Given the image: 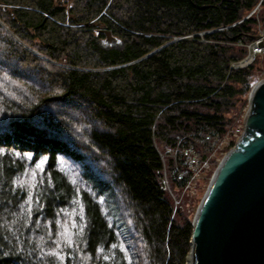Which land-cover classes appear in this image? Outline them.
I'll list each match as a JSON object with an SVG mask.
<instances>
[{"label": "trees", "instance_id": "1", "mask_svg": "<svg viewBox=\"0 0 264 264\" xmlns=\"http://www.w3.org/2000/svg\"><path fill=\"white\" fill-rule=\"evenodd\" d=\"M260 24L264 0H0V264H186Z\"/></svg>", "mask_w": 264, "mask_h": 264}, {"label": "water", "instance_id": "2", "mask_svg": "<svg viewBox=\"0 0 264 264\" xmlns=\"http://www.w3.org/2000/svg\"><path fill=\"white\" fill-rule=\"evenodd\" d=\"M254 39L264 47L263 35ZM192 226L190 264H264V79L250 91L243 132L215 169Z\"/></svg>", "mask_w": 264, "mask_h": 264}, {"label": "rangeland", "instance_id": "3", "mask_svg": "<svg viewBox=\"0 0 264 264\" xmlns=\"http://www.w3.org/2000/svg\"><path fill=\"white\" fill-rule=\"evenodd\" d=\"M259 34L263 35V39H264V26H262L261 24L259 25ZM113 38L114 39L109 40L107 36H104L103 38H101V44L105 47H115V48L121 47L123 44L122 40L119 37L114 36V35H113ZM256 41L259 42L260 39H257ZM261 48H262V50L257 53V57L259 58L258 65L262 68V71H261L262 72V79H264V47H261ZM244 118H245V115L242 117V119L238 123H236V125L233 126L232 129H230L229 133H227L225 135V137L220 142H218L216 144L215 150L213 151L211 157H215L218 160L217 166L220 163L221 159L224 157V155L232 147H234V146L229 145L231 139H235L237 142L241 133L243 132ZM217 166H216V168H217ZM209 167H210V162L208 161V162H206V164H204V168L207 170V172L210 170ZM215 169H213V171L210 172V175H207V172L205 173V171H203V172L199 171L198 172L196 170V172L191 177V180L188 184V187H190L189 193L193 194V196L197 199V207H198L201 199L203 198V196H204V194L208 188V185L211 181V177H212ZM188 187L184 188V190L181 189V192L187 190ZM173 190H174V193L176 195H178L180 193V189L174 188ZM173 198H174V196H173ZM175 202L177 204L179 202V200L175 199ZM196 210H197V208H196ZM188 257L189 256H187V258H186V264H187Z\"/></svg>", "mask_w": 264, "mask_h": 264}, {"label": "built area", "instance_id": "4", "mask_svg": "<svg viewBox=\"0 0 264 264\" xmlns=\"http://www.w3.org/2000/svg\"><path fill=\"white\" fill-rule=\"evenodd\" d=\"M247 47H248L247 55L243 59H241L235 63L236 67H247V66H249L251 63L254 62L257 53L262 50V48L260 46H258V41H256V40L253 41L252 43L248 44ZM162 156L163 157H171L177 161L184 158L189 163L190 167H192V168H196L198 166H201L199 157L196 156L189 149H185V148L181 147L180 145H177L176 147H167L165 149V151L163 152ZM204 164H206V162ZM204 164H203V166H204ZM175 174H176V178L178 180H183L185 178L184 172L180 169H176ZM165 182H166V184H168L167 179H165Z\"/></svg>", "mask_w": 264, "mask_h": 264}, {"label": "bare ground", "instance_id": "5", "mask_svg": "<svg viewBox=\"0 0 264 264\" xmlns=\"http://www.w3.org/2000/svg\"><path fill=\"white\" fill-rule=\"evenodd\" d=\"M188 264H190V256L188 257Z\"/></svg>", "mask_w": 264, "mask_h": 264}]
</instances>
